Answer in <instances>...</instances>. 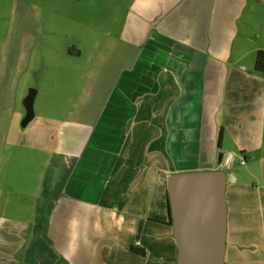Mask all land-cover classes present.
<instances>
[{"label": "crops", "instance_id": "0c3cea01", "mask_svg": "<svg viewBox=\"0 0 264 264\" xmlns=\"http://www.w3.org/2000/svg\"><path fill=\"white\" fill-rule=\"evenodd\" d=\"M248 5L131 0L73 115L52 109L20 132L0 109V220L13 177L37 191L22 244L7 243L0 264H176L167 177L220 170L235 152L246 164L264 143V85L242 79L237 50Z\"/></svg>", "mask_w": 264, "mask_h": 264}, {"label": "rangeland", "instance_id": "374dc122", "mask_svg": "<svg viewBox=\"0 0 264 264\" xmlns=\"http://www.w3.org/2000/svg\"><path fill=\"white\" fill-rule=\"evenodd\" d=\"M248 1L239 20V31L244 36L237 42L239 59L248 68L247 77L242 79L254 82L251 77H255V81L264 85V75L250 71L255 50L264 45V2ZM130 2L0 0V109L13 116L20 132L26 128L21 120L25 115L23 102L30 90L36 92L34 118L54 109L53 114L66 119V114L73 115L74 109L83 106L81 98H86L89 85L95 82L90 77L91 71H99L100 64H110V53L104 45L108 36L118 34ZM231 145L227 139L226 146L233 149ZM261 147L250 152L255 159L247 155L246 164H241L243 158L235 152L231 163L226 165L224 161L219 168L228 183L225 264H264V148ZM15 167L16 172L26 171L24 166ZM28 175L30 179L36 178V169L29 167ZM10 185L6 210H1L3 256L0 257H11L12 250L4 249L7 243L22 244L24 234L20 230L32 218L36 202V188L33 184L27 186L25 178L13 177ZM5 229L11 233H5Z\"/></svg>", "mask_w": 264, "mask_h": 264}, {"label": "water", "instance_id": "95a60500", "mask_svg": "<svg viewBox=\"0 0 264 264\" xmlns=\"http://www.w3.org/2000/svg\"><path fill=\"white\" fill-rule=\"evenodd\" d=\"M36 92L23 105L25 127L33 118ZM227 178L222 171L177 173L167 177L176 264H225L227 237Z\"/></svg>", "mask_w": 264, "mask_h": 264}, {"label": "trees", "instance_id": "16d2710c", "mask_svg": "<svg viewBox=\"0 0 264 264\" xmlns=\"http://www.w3.org/2000/svg\"><path fill=\"white\" fill-rule=\"evenodd\" d=\"M255 73H257L258 75H264V51H259L257 53ZM166 200H167V209H168V215H169L168 225L172 227V220H171V216H170V205H169L168 196H167ZM131 251L136 252V250L134 248H132Z\"/></svg>", "mask_w": 264, "mask_h": 264}, {"label": "built area", "instance_id": "2783aa9c", "mask_svg": "<svg viewBox=\"0 0 264 264\" xmlns=\"http://www.w3.org/2000/svg\"><path fill=\"white\" fill-rule=\"evenodd\" d=\"M245 163V159L243 158L242 160H241V164H244Z\"/></svg>", "mask_w": 264, "mask_h": 264}]
</instances>
